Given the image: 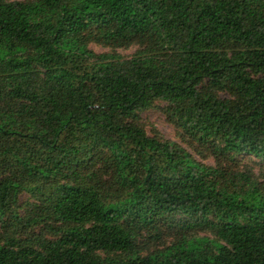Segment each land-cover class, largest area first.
<instances>
[{
    "label": "trees",
    "instance_id": "trees-1",
    "mask_svg": "<svg viewBox=\"0 0 264 264\" xmlns=\"http://www.w3.org/2000/svg\"><path fill=\"white\" fill-rule=\"evenodd\" d=\"M233 156L264 165V0H0V264H264Z\"/></svg>",
    "mask_w": 264,
    "mask_h": 264
},
{
    "label": "rangeland",
    "instance_id": "rangeland-1",
    "mask_svg": "<svg viewBox=\"0 0 264 264\" xmlns=\"http://www.w3.org/2000/svg\"><path fill=\"white\" fill-rule=\"evenodd\" d=\"M12 1V0H9ZM18 1V0H17ZM89 49H91L96 54L101 53H117L123 57H129L135 51V47H128V48H112L104 45L99 44H90ZM222 97H226L224 93L221 94ZM167 105L163 102H155L149 109L140 112L139 117L141 123L144 126V129L148 136H158L166 140H170L176 142L187 149L189 153L193 154L192 149L187 147L184 142H182L181 133L174 128L171 124L166 121L165 115L162 112V109L165 108ZM234 161H236L240 166L246 167L250 169L255 175H261L263 178L264 173V165L259 163L257 160H254L247 156H233ZM206 164L212 165L213 160L207 159L205 161ZM261 180V178H259ZM29 201V198L26 194H22L19 197V203L23 207ZM176 220V218H172ZM35 234L37 230L35 229ZM202 236V234H199ZM208 236V235H205ZM176 237L174 236V231L169 229L166 230L160 242H143L144 238L141 239L138 243H142V246H148L147 250L143 253H147L150 251H154L156 249H162L171 245L175 241Z\"/></svg>",
    "mask_w": 264,
    "mask_h": 264
}]
</instances>
